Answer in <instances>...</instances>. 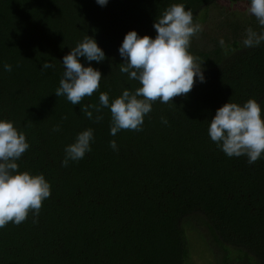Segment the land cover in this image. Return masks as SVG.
I'll return each instance as SVG.
<instances>
[{
  "label": "trees",
  "instance_id": "obj_1",
  "mask_svg": "<svg viewBox=\"0 0 264 264\" xmlns=\"http://www.w3.org/2000/svg\"><path fill=\"white\" fill-rule=\"evenodd\" d=\"M238 1L108 0L101 7L96 0H0V120L11 121L30 145L18 171L43 174L51 192L38 216L29 211L19 225L0 228V264H191L195 239L207 251L264 264V153L250 165L246 156L228 157L208 134L227 102L254 99L264 120V42L245 47L232 24L224 46L191 43L205 82L194 78L188 94L152 103L141 131L112 136L110 109L93 111L92 120L81 111L99 105L102 92L111 103L141 87L120 72L118 49L129 31L154 39L156 17L172 4L190 9L195 22L210 5ZM84 35L106 59L79 58L102 79L98 91L72 105L55 90L62 58ZM46 62L54 67L42 71ZM96 115L103 120L94 122ZM89 128L91 151L63 167L65 147Z\"/></svg>",
  "mask_w": 264,
  "mask_h": 264
},
{
  "label": "clouds",
  "instance_id": "obj_2",
  "mask_svg": "<svg viewBox=\"0 0 264 264\" xmlns=\"http://www.w3.org/2000/svg\"><path fill=\"white\" fill-rule=\"evenodd\" d=\"M96 3L103 7L108 0H96ZM247 11L264 28V0H250ZM152 27L156 32L154 39L147 35L139 37L137 32L129 31L118 49L123 60L119 64L120 72L138 81L141 87L134 91L123 90L111 103L108 93L102 92L99 105L89 104L81 108L90 120L93 119V111L101 113L103 108L110 109L112 136L122 129L141 131L145 115L152 110V103L159 100L168 104L174 97L188 94L193 88L194 78L205 82L204 61L188 51L191 38L203 30L200 24H193V12L185 10L183 4H172L156 17ZM261 42H264V32L257 33L251 27L246 29L242 41L245 47H256ZM219 44L224 46L223 38ZM81 57L87 62L97 63L106 59L95 39L88 35H84L62 58L64 71L55 95L66 96L72 105H80L84 97H91L98 91L102 79L98 69L80 63ZM51 67L54 65L46 62L41 70ZM4 70L10 72L12 66L5 64ZM102 120L103 115L94 118L97 123ZM161 122L168 123L164 117H161ZM52 131L59 132V126ZM208 134L228 157L246 156L247 162L254 164L264 153V120L261 119L260 104L254 99H249L242 106L225 103L209 122ZM93 139L91 128L79 133L75 142L65 147L62 166L67 167L70 160L83 159L91 151ZM109 146L118 151L114 140L109 142ZM29 147L23 132H19L11 121L0 120V228L9 222L19 225L27 219L29 211L38 216L42 201L51 195L50 184L43 174L32 176L18 171L16 161Z\"/></svg>",
  "mask_w": 264,
  "mask_h": 264
},
{
  "label": "rangeland",
  "instance_id": "obj_3",
  "mask_svg": "<svg viewBox=\"0 0 264 264\" xmlns=\"http://www.w3.org/2000/svg\"><path fill=\"white\" fill-rule=\"evenodd\" d=\"M249 5L250 0H239L236 4L215 3L210 5L201 12V14L204 13L203 17L200 13L196 15V17L200 16L201 20L193 24H200L203 30L191 38L190 44L211 48L221 38L227 43L226 37L231 35L232 24L239 26L238 34L241 37L245 35L249 23H255L253 30L257 33L264 32V28L258 24L257 19L247 11ZM190 261L191 264H245L238 258L232 259L222 250H205L197 239L193 241Z\"/></svg>",
  "mask_w": 264,
  "mask_h": 264
}]
</instances>
